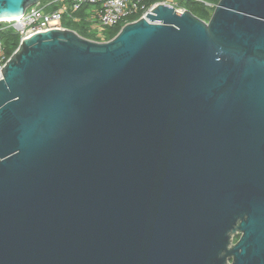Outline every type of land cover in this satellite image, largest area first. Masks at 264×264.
Instances as JSON below:
<instances>
[{
  "label": "water",
  "instance_id": "95a60500",
  "mask_svg": "<svg viewBox=\"0 0 264 264\" xmlns=\"http://www.w3.org/2000/svg\"><path fill=\"white\" fill-rule=\"evenodd\" d=\"M1 71L0 264H264V0L35 32Z\"/></svg>",
  "mask_w": 264,
  "mask_h": 264
},
{
  "label": "built area",
  "instance_id": "2783aa9c",
  "mask_svg": "<svg viewBox=\"0 0 264 264\" xmlns=\"http://www.w3.org/2000/svg\"><path fill=\"white\" fill-rule=\"evenodd\" d=\"M180 0H159L149 4L148 0H52L45 4L40 2L25 9L24 13L15 19L3 21L7 23L6 27H13L19 34L20 41L31 36L35 32L45 31L51 28L64 29L63 18L67 16L78 20L79 17L71 14L81 8L82 5H91V19L97 23L100 28L111 27L119 23L126 24L128 18L139 14L140 17H146L157 4L163 3L174 7L177 11L186 10L179 5ZM203 4L206 7H213V4L205 0H192ZM52 4H58L57 8L48 9ZM72 12V13H71ZM71 13V14H69ZM137 20V19H136ZM135 21V20H133ZM93 29L95 26L92 25ZM1 30L3 29L0 28ZM19 41V42H20ZM9 56L6 55V48L3 39L0 37V79L2 78V67H4Z\"/></svg>",
  "mask_w": 264,
  "mask_h": 264
},
{
  "label": "trees",
  "instance_id": "16d2710c",
  "mask_svg": "<svg viewBox=\"0 0 264 264\" xmlns=\"http://www.w3.org/2000/svg\"><path fill=\"white\" fill-rule=\"evenodd\" d=\"M52 1V0H51ZM149 4H152L154 2H157L159 0H148ZM213 4V7H206L201 3L192 1V0H180L179 5L184 7L185 9L191 11L194 15L197 17L207 21L214 9V7L218 4L219 0H205ZM40 3H47L44 2V0H41ZM58 4H52L49 9H54L57 8ZM92 11V6L91 5H82L81 8L75 12H71V16H76L79 17L78 20H74L73 18L67 16L66 14L64 15L63 18V25L64 27L68 29H72L76 31L79 35H81L84 38L87 39H96V34L92 32L93 27H92V21L90 15ZM140 17L139 14L133 15L128 18V21H133L136 20ZM5 22H0V28L4 26ZM123 26V23L116 24L114 26L105 28V31L102 32V40L107 41L114 37L120 28ZM104 28V27H103ZM0 37L3 39L5 48H6V55L10 56L12 52L17 48L20 37L19 34L14 30L13 27L9 26L4 29H0Z\"/></svg>",
  "mask_w": 264,
  "mask_h": 264
},
{
  "label": "rangeland",
  "instance_id": "374dc122",
  "mask_svg": "<svg viewBox=\"0 0 264 264\" xmlns=\"http://www.w3.org/2000/svg\"><path fill=\"white\" fill-rule=\"evenodd\" d=\"M49 1H51V0H44V2H49ZM41 2V1H40ZM49 9V8H48ZM3 22V21H2ZM92 25H94L95 26V29L94 30H92V32L94 33V35L96 34V41H103L102 40V32L103 31H105V28H108V27H104L103 29H98V28H100L99 26H98V24L97 23H94V22H92ZM7 26V23L5 22V24H4V26H3V29L4 28H7L6 27ZM103 30V31H102ZM93 40V39H92ZM239 233L238 232H236L235 234H233V236H232V243H235L236 242V239L239 237ZM238 240V239H237Z\"/></svg>",
  "mask_w": 264,
  "mask_h": 264
},
{
  "label": "bare ground",
  "instance_id": "6f19581e",
  "mask_svg": "<svg viewBox=\"0 0 264 264\" xmlns=\"http://www.w3.org/2000/svg\"><path fill=\"white\" fill-rule=\"evenodd\" d=\"M12 19H15V18L3 19L2 21H9V20H12Z\"/></svg>",
  "mask_w": 264,
  "mask_h": 264
},
{
  "label": "crops",
  "instance_id": "0c3cea01",
  "mask_svg": "<svg viewBox=\"0 0 264 264\" xmlns=\"http://www.w3.org/2000/svg\"><path fill=\"white\" fill-rule=\"evenodd\" d=\"M42 5L45 4V3H41Z\"/></svg>",
  "mask_w": 264,
  "mask_h": 264
},
{
  "label": "flooded vegetation",
  "instance_id": "af4514ba",
  "mask_svg": "<svg viewBox=\"0 0 264 264\" xmlns=\"http://www.w3.org/2000/svg\"><path fill=\"white\" fill-rule=\"evenodd\" d=\"M238 238H239V237H238ZM238 238H237V239H238ZM237 239H236V241H237Z\"/></svg>",
  "mask_w": 264,
  "mask_h": 264
}]
</instances>
